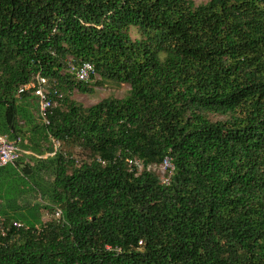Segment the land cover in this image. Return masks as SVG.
I'll return each instance as SVG.
<instances>
[{
  "label": "trees",
  "instance_id": "trees-1",
  "mask_svg": "<svg viewBox=\"0 0 264 264\" xmlns=\"http://www.w3.org/2000/svg\"><path fill=\"white\" fill-rule=\"evenodd\" d=\"M84 61L128 93L74 100L93 92L65 72ZM37 72L42 137L89 159L0 167V215L29 226L0 237V264H264V0H0V134L41 155L37 99L17 94ZM167 154V186L127 168ZM29 192L44 202L17 205Z\"/></svg>",
  "mask_w": 264,
  "mask_h": 264
},
{
  "label": "built area",
  "instance_id": "built-area-1",
  "mask_svg": "<svg viewBox=\"0 0 264 264\" xmlns=\"http://www.w3.org/2000/svg\"><path fill=\"white\" fill-rule=\"evenodd\" d=\"M65 72L73 76L77 81L87 82L96 77L97 73L95 67L91 62L84 61L80 64H75L70 62L65 69ZM31 91V93L36 97L38 103V115L42 122L47 125L48 122V111L53 106V102L49 97V84L48 79L43 76L40 72L35 73L32 79L20 85L17 89V94H22L24 92ZM54 148L58 147L59 141L50 137ZM21 139H9L6 135L0 134V167L7 165H14L17 160L26 151L20 146ZM55 152V151H54ZM53 152V154H54ZM127 168L129 171L139 174L143 170L151 172L158 177L159 183L163 186H167L170 183L171 176L174 171V164L170 155H165L160 163L145 165L143 161L137 157H129L126 159ZM1 203V198H0ZM62 212L59 208H56L52 217L55 219H60ZM43 222L46 220L42 219ZM10 225L17 229H28L29 226L25 223L12 220L9 223L6 222L4 217L0 215V237L5 236ZM39 229V226H36ZM138 246L142 245V241H138ZM132 247V244L129 245ZM139 248V247H136ZM105 249L112 251L116 254L122 252V247L119 245H106ZM80 264V263H75Z\"/></svg>",
  "mask_w": 264,
  "mask_h": 264
},
{
  "label": "rangeland",
  "instance_id": "rangeland-1",
  "mask_svg": "<svg viewBox=\"0 0 264 264\" xmlns=\"http://www.w3.org/2000/svg\"><path fill=\"white\" fill-rule=\"evenodd\" d=\"M206 1L207 0H193V2L196 5L203 4ZM130 33H131L132 38L135 39L138 37V34L136 33L135 28H131ZM97 80H99L98 75H96V77L93 78L92 80L86 82L88 85L93 87L92 93H81L78 90L74 89L71 93V97L77 102L82 103L84 106H89L101 100L102 98H105V97L123 98L128 93L129 85L126 83L116 84L113 82H107L104 84H98L95 82ZM35 102L37 104V108H36V111L34 112V115H35V122L38 125V128L37 129L35 128L32 131H35L36 134L34 136L36 137V140H38L37 145L41 147L40 149H42L43 153L39 155L33 152L32 150H30L29 148H25V146L28 145V143L26 142L23 143V145L25 146H23L24 148L23 147L22 148L24 150L26 149V152L23 153L21 156V158L23 159L21 165H23L24 163L25 164L29 163L30 165L36 164L37 159H44L45 157H52L54 151L66 153L67 155L69 154L76 160L77 163L88 160L89 159L88 151L82 150L77 146H71V145L61 143V142H59L58 147H56L55 149L54 144L50 137H46V138L42 137L44 136V134H42L43 133L42 130L45 124L42 122V120L40 119L38 115L37 100ZM32 133L33 132H31V136H32ZM48 149H52V152ZM14 165H16V163ZM9 166L10 165L4 166V167L8 168ZM26 202L32 205L34 203H43L44 201L39 197L38 193L29 192L23 196L20 202L18 201L19 203L18 205H27ZM50 217H51V214L48 213L47 210L43 209L41 212V220L42 219L48 220L50 219Z\"/></svg>",
  "mask_w": 264,
  "mask_h": 264
},
{
  "label": "crops",
  "instance_id": "crops-1",
  "mask_svg": "<svg viewBox=\"0 0 264 264\" xmlns=\"http://www.w3.org/2000/svg\"><path fill=\"white\" fill-rule=\"evenodd\" d=\"M25 151H26V149H25ZM19 203L17 202V205H18ZM7 212L9 213V214H14L15 213V211L14 210H7Z\"/></svg>",
  "mask_w": 264,
  "mask_h": 264
}]
</instances>
